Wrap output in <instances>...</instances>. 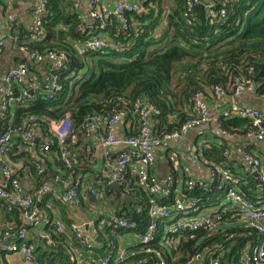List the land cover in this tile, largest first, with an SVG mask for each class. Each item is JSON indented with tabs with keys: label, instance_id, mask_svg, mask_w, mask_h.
<instances>
[{
	"label": "trees",
	"instance_id": "obj_1",
	"mask_svg": "<svg viewBox=\"0 0 264 264\" xmlns=\"http://www.w3.org/2000/svg\"><path fill=\"white\" fill-rule=\"evenodd\" d=\"M46 1L47 15L42 18L41 37L35 38L31 31L20 28L21 42L27 41L25 46L45 56L56 53L67 57L66 67L59 72L62 90L54 99L48 100L45 91L53 73L50 72L47 80L31 73L38 90H32L30 98L25 99L23 104H13L9 108L15 106L17 109L13 125L34 128L37 133H42L44 141L50 139L54 142L51 150L45 153L56 159L61 173L55 175L48 171L52 174L49 177L40 166H35L36 175L44 181L40 190L49 185L46 181L50 178H54L58 184L60 179H71L75 184L79 182L80 171L75 165L74 156L73 165L68 168L61 160L60 146L50 136V124L53 121H61L69 115L78 130L79 139L85 135L82 128L89 119H105L119 112H126L128 118L133 119L134 106L142 101L158 108L159 115L153 119L157 123L155 135L160 137L179 130L193 119L198 94L203 93L207 100L212 99L211 92L215 87L224 86L230 90L236 77L252 79L256 93L264 97V0H211L217 10L224 9L227 12V17L217 22L207 19L204 10L189 7V0H173L169 10H165L163 0H132L133 3L140 2L145 13L129 15L127 30H124L120 20L109 21L104 33L107 34L105 40L110 48L104 53H90L78 48L86 41L85 24L79 14L63 16L56 11L54 1ZM62 24L65 26H60ZM15 28L13 26L12 30ZM23 89H14L17 98L22 95ZM7 114L1 119L0 133L9 124ZM174 115L177 118L172 120ZM220 125L225 133L242 137H247L251 128L249 120L240 118H222ZM135 135L137 131L129 137ZM17 141L27 147L20 137ZM77 144L70 148L74 150ZM12 151L10 159L16 164ZM227 154L207 153L209 159L213 157L215 161L211 169H227L235 179L240 180L238 186L231 185V188H237L252 200H264V192L260 191L262 183L257 176L240 177L231 169L230 156ZM19 171L20 168L17 172L20 177ZM190 181L187 180L182 194L186 198L200 200L201 206L205 202H216L225 189L222 183L210 179L196 181L197 185L189 190ZM202 183L208 186L204 188ZM110 186V180H107L102 190L106 194H115L110 192ZM122 190L116 193L123 194L126 200L132 198V202L117 205L115 217L135 223L138 226L137 233L143 234L150 223L148 195L138 180L134 179L129 189ZM4 204L8 211L7 203ZM9 213L14 214L18 224L4 230L1 236L7 233L17 235L21 229H28L21 220L19 210ZM104 231L110 235L108 242L104 241L106 248L110 240L118 241L117 236L129 232L115 229L109 223ZM103 233L98 229L101 239H104ZM48 234L53 235L55 246H49L40 237V245L36 247L37 264H71L70 249L66 248L69 239L65 234H54L52 230ZM162 235L161 229L158 237ZM182 235L177 248H168L167 243L173 239L171 236L166 241L157 240L150 245L151 250L160 254L161 258L156 254H144L143 246L139 245L130 249L136 255L127 257L120 264H139L144 260L147 264H158L161 259H165L168 264H189L198 256L204 258L200 264H209L211 259H218L220 264H240L242 253L261 239L258 232L231 213L223 214L214 233H189L184 230ZM71 238L76 247L81 248V242L75 234ZM98 253L100 257L105 256V251ZM90 258L85 252L83 260L98 264L90 261ZM94 259L98 260L97 257Z\"/></svg>",
	"mask_w": 264,
	"mask_h": 264
},
{
	"label": "built area",
	"instance_id": "obj_2",
	"mask_svg": "<svg viewBox=\"0 0 264 264\" xmlns=\"http://www.w3.org/2000/svg\"><path fill=\"white\" fill-rule=\"evenodd\" d=\"M48 2L41 0V7L36 14V24L31 30L35 38H40L42 35L41 27L42 17L46 14ZM76 5V4H75ZM189 7H198L203 5L207 19L211 22L221 21L227 17L226 10H217L216 4L210 0H189ZM79 5L77 4L76 7ZM226 5L224 4V8ZM88 21L85 25L86 41L83 49L90 53H104L110 48V44L101 37L100 33L107 30V23L113 19H118L124 26V30L128 29L130 24L128 16L135 12H142L143 6L140 2L133 4L120 3L114 7L106 5V0H88ZM3 13V7L0 3V18ZM98 31V32H97ZM21 30L16 26L12 30L10 36L14 46L23 53L30 61L38 64L46 60L53 62V67L48 87L45 91L48 100L54 97L62 90L60 85L59 72L62 71L68 62L64 54L50 53L42 55L39 52L31 50L21 42ZM7 37L2 33L0 28V56L3 55ZM5 82L8 86L2 101L0 109L2 117H6L9 108L13 104H23L24 100L30 98L32 90L38 89V86L26 65H21L18 68L11 69L7 72ZM25 88L18 98L14 92L15 88ZM255 85L252 79L236 77L233 79L230 90L224 86H217L211 92L212 100L221 101L227 98H239L246 92H254ZM229 92H232L230 94ZM156 115H159V110L156 106L138 101L133 109V120L136 127L137 135L120 139L116 136V129L120 123L128 118L126 112H119L105 119L94 117L87 121L83 126V131L88 135L92 131L102 128L103 138L102 147L106 159L105 165L113 174L112 183H118L122 189H129L133 185V175L138 177V184L147 193L149 198V216L150 223L147 230L143 234H138V226L130 222L126 218L111 219V225L115 229L121 231L134 232L136 234V243L124 247L117 241H109L108 247L105 249L104 257H100L98 248L93 235H87L84 227L74 224L72 229L76 238L81 242V248L91 256L90 261L98 264H120L127 257L136 255L130 249L142 245L144 254H156L161 258L160 254L151 250L150 245L157 240L166 241L169 236L176 239L182 235L183 231L195 233L204 231L214 233L217 231L219 224L222 221L223 214H234L247 227L259 233L261 239L255 245H250L245 252L240 256V264H263L264 263V200H252L246 197L237 188H231V185L238 186L240 180L235 179L227 169L218 168L211 169V180L220 182L225 186L224 197L229 202L230 206H223L219 212L212 216L198 218L202 210L201 201L198 199H190L183 196L182 193L176 194V197H170V194L175 193L174 180H169L167 188L161 185L159 180L151 175V168L156 162L155 151L162 148L165 144L179 141L190 134L191 131L206 124L215 123L216 119L211 114L208 100L203 93H200L195 98L194 117L182 128L172 133H165L158 137L152 131L149 121ZM226 119H246L251 122V128L247 137L264 145V112L258 109L247 106L233 105L224 113ZM34 120V119H33ZM56 123L55 128H51L50 136L56 140V144L61 148V160L64 164L71 168L73 165V149L71 145L78 142V130L75 128L70 116L68 115L61 121H53ZM21 138L27 147H35L37 141V130L34 128L16 127L13 123H9L5 130L0 133V172L2 181L0 182V200H4L8 205V212L19 210L22 220L29 226H35L39 221L38 204L41 203L46 196L53 193V188L50 185L41 189L36 201L25 190L21 179L17 176L18 166L10 159L12 146L17 138ZM54 143V142H53ZM52 141L46 139L43 142V151L49 152L52 147ZM113 148H121L122 151L114 159L112 154ZM203 149L199 152L203 156ZM229 155V154H227ZM94 160V156L92 159ZM246 160L251 163L253 172L262 183L261 192H264V158H253L247 156ZM132 167L136 168L133 173ZM41 172V168L38 167ZM60 185L65 188V191L58 195V200L62 203L81 207L84 203L83 186L80 182L76 184L71 179H60ZM197 185L195 180L189 182V190H192ZM201 186L206 188L208 185L202 183ZM104 191V190H103ZM103 191L95 188H89L87 194L94 200L95 203L101 204L104 198ZM166 199L168 205H164L160 199ZM51 226L54 234H65L66 227L62 222L47 221ZM89 230L94 234H98V228L93 224H87ZM163 230V235L159 236L160 230ZM49 246H55L53 235L44 233L41 235ZM173 239H170L173 241ZM0 253L4 255H19L25 261L31 264L36 262V245L29 239V231L26 228L21 229L17 235L9 233L0 235ZM97 257L98 260L94 259ZM203 256H198L192 259L189 264L203 263ZM71 264H89L73 253L70 257ZM139 264H147V261H140ZM158 264H168L165 259H161ZM209 264H220L218 259H211Z\"/></svg>",
	"mask_w": 264,
	"mask_h": 264
},
{
	"label": "crops",
	"instance_id": "obj_3",
	"mask_svg": "<svg viewBox=\"0 0 264 264\" xmlns=\"http://www.w3.org/2000/svg\"><path fill=\"white\" fill-rule=\"evenodd\" d=\"M56 5V11L61 15L67 16L68 14H79L83 24L86 25L88 21L89 9L88 0H51ZM211 1V0H210ZM3 7V13L0 18V28L2 33L7 37L3 55L0 56V103L6 92L8 86L5 82L6 74L9 70L18 68L21 65H26L29 71L38 78L48 79L53 67V62L46 60L41 64L30 61L23 53H21L14 46L10 36L12 34L13 26H19L23 31H31L36 24V14L41 7V0H0ZM126 3L133 4L132 0H106V5L114 7L117 4ZM165 10H169L173 5V0H163ZM78 4L79 6L76 7ZM47 15V14H46ZM44 15V17H46ZM53 15V14H52ZM42 17V18H44ZM65 26V25H60ZM165 27V26H163ZM62 29V28H61ZM101 37L106 39L107 34L100 33ZM22 44L27 45L28 42L22 40ZM83 49V45L77 46ZM84 50V49H83ZM50 78V77H49ZM38 90V89H35ZM211 114L215 117L216 122L206 124L190 132L185 138L165 144L162 148L155 151L156 162L151 168V175L159 180L164 188H167L169 180L173 178L174 190L170 197L175 198L176 194L182 193L186 189L188 179L195 181H209L211 179V165H214V158L210 160L207 153L227 152L230 156V167L240 177L254 176L251 163L246 160L247 156L253 158H264V145L252 140L248 137L237 135H230L221 129L220 120L224 118V113L233 105L247 106L250 108L258 109L264 112V97H260L256 91L246 92L239 98H227L221 101L208 100ZM16 107L13 106L8 114L7 120L13 123L16 120ZM175 120L177 117H171ZM2 113L0 109V126L2 125ZM152 131L157 133V123L155 119L149 121ZM56 123H51V128H55ZM2 128H0L1 130ZM2 131V130H1ZM136 124L133 119L127 118L120 123L116 129V136L120 139L127 138L136 133ZM102 128L90 132L88 135H83L79 138L78 144L75 146L74 162L80 171L79 182L83 186L84 203L81 207L68 206L58 200V195L65 191V188L50 178L46 183H49L53 188V193L48 195L42 203H39V221L35 226H29L24 220H21L24 226H28L29 239L36 247L39 246V240L42 234L51 232L52 228L46 222L53 223L54 221L62 222L66 227L65 236L69 239V245L66 247L70 249V254L75 253L79 259H83L85 252L82 248L76 247L72 240L74 231L72 226L74 224L85 226L86 234L93 235L97 248L100 252L106 249V243L110 239L107 231H104L106 225L111 224V219L115 217L117 205L132 202V198L126 200L125 196L119 195L116 191L110 190L115 194H106L102 190L107 180L113 179V174L106 168L105 156L102 147L103 138ZM37 141L39 145L35 147L22 146L15 140L12 152L14 162L20 168V179L25 190L36 199L38 191L44 185V181L36 175L35 166H40L45 173L50 171L52 174L59 175L61 168H59L57 161L52 155L43 151V135L40 131L37 133ZM203 149V156L199 152ZM113 158L115 159L122 151L121 148H113ZM94 156V160L92 159ZM211 157V156H210ZM91 160V161H90ZM213 160V161H212ZM133 173L136 168L132 167ZM48 173L47 176L51 177L52 174ZM134 180H138L136 174L133 175ZM2 176L0 172V182ZM45 183V184H46ZM47 185V184H46ZM111 187V186H110ZM89 188H95L103 191V201L97 204L87 194ZM216 202H205L202 205V210L197 216L198 218L212 216L219 212L225 206L229 207V202L224 197V192L219 195ZM164 205H168L166 199H160ZM5 202L0 200V233L4 230L16 226L18 224L17 218L14 214L6 210ZM170 205V204H169ZM93 223L99 230L104 232V239H101L99 234L94 235L87 226ZM117 242L124 247H129L136 243V234L134 232L122 233L117 236ZM183 236L169 240L167 243L168 248H177L182 241ZM162 241V240H161ZM0 264H31L25 261L19 255H2L0 253Z\"/></svg>",
	"mask_w": 264,
	"mask_h": 264
},
{
	"label": "water",
	"instance_id": "obj_4",
	"mask_svg": "<svg viewBox=\"0 0 264 264\" xmlns=\"http://www.w3.org/2000/svg\"><path fill=\"white\" fill-rule=\"evenodd\" d=\"M198 8H199L200 10H203V5L198 6ZM141 13L144 14L145 11L143 10ZM38 145H39V141H36V146H35V148H37ZM254 176L256 177V174H254ZM111 190H112V191H116V192H122V191H123L122 188H121V186H120L118 183H112V184H111ZM99 241H100L99 239L96 240V242H99Z\"/></svg>",
	"mask_w": 264,
	"mask_h": 264
}]
</instances>
